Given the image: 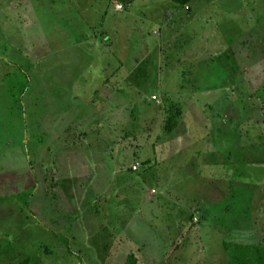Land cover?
<instances>
[{"label":"rangeland","instance_id":"rangeland-1","mask_svg":"<svg viewBox=\"0 0 264 264\" xmlns=\"http://www.w3.org/2000/svg\"><path fill=\"white\" fill-rule=\"evenodd\" d=\"M21 1L0 10V264H18L28 257L32 264H125L131 253L138 255L141 264L155 261L159 264L164 255H170L166 264H229L224 245L234 241L232 238L243 229L242 224L233 225L235 232L222 231L223 238L219 231L211 229L216 221L204 223L200 229L194 225L189 227L191 212L188 215L186 209L197 199L196 188L187 191L181 188L182 182L176 185L174 182L178 180H170L171 177L165 181L157 169L140 176H132L130 171L116 180L147 179L143 190L149 205L144 217L136 220V225L141 221L137 225L139 229H123V243L121 237H110L112 229L110 235L100 231L102 221L109 220L116 210L107 211V215L102 210V217L98 213L99 201L95 202L93 213L86 206L73 231L62 230L61 227L69 224L65 221L58 226L60 232L55 231L57 226L51 219L59 221L60 216L45 218L44 229L38 218L41 211L44 215L51 211V207L42 206L57 198L53 189L58 181L63 179V184L69 187L70 183H64L67 176L58 175L62 161L69 162L66 173L74 172L72 182H82L83 178L75 171L85 170L90 177L88 181L93 180L86 201L99 194L98 168L104 147L98 142L101 136L118 134L120 144L114 153L122 167L128 168L135 155L132 159L127 150L148 148L142 141L145 136H168L170 128L179 120L181 107H187L189 101L211 104L217 98H221L218 103L226 98L228 80L221 77L222 73L217 79L211 74L208 78H196L203 73L193 71V64L187 62L192 55L186 47L196 48L193 34L198 30L203 33V20L197 29L196 23L187 21L192 16L185 11L182 18L166 17L170 24L162 25L165 10L181 8L174 0H138L133 10L127 11L116 10V4L109 0ZM229 1L238 5L236 0ZM247 5L264 10V0H249ZM193 9L194 14L196 6ZM101 28H105L102 33ZM204 32L208 33V39L200 40L201 45L212 48L211 26H206ZM37 58L42 61H36ZM190 72L196 75L190 76ZM216 80L220 95L212 94V83ZM195 83L201 88L197 94L177 93L181 85ZM107 86H119L125 94L109 95ZM100 89L101 94H95ZM74 96L77 100L69 104ZM83 100L87 105L93 103V109L101 117L108 106V120H117L121 127L118 131L115 125L107 126L106 130L72 128L67 133L61 127V131H56L66 134L61 138L66 143L59 142L64 147L52 144L58 150L57 156L44 153L50 143L48 138L39 143L38 123L44 120L47 124L44 127L51 130L53 120ZM127 137L131 139L127 141ZM154 172L159 173V179L152 178ZM153 187L161 193L168 191L169 197L150 199L149 189ZM186 216L188 221L179 225ZM191 217L200 218L195 214ZM256 225L252 227V236L244 238L253 247L264 244V232L260 233L264 226ZM150 227L153 230H148ZM169 243L174 246L170 247Z\"/></svg>","mask_w":264,"mask_h":264},{"label":"crops","instance_id":"crops-1","mask_svg":"<svg viewBox=\"0 0 264 264\" xmlns=\"http://www.w3.org/2000/svg\"><path fill=\"white\" fill-rule=\"evenodd\" d=\"M20 1L0 0V10H6L12 2L18 4ZM137 2L138 0L135 4ZM248 2L249 0H236L235 3L238 5L234 6L229 0L222 2L220 0H193L187 5L179 4L180 10H165L164 21H162V25L165 26L170 24V21H166V17L173 18L176 15V18H182L185 16V11H189L192 16L187 21H193L196 27L199 21L203 20L205 23L203 33L198 30V33L193 34L196 38L193 42L196 48L186 47L188 54L192 55L187 62L193 64L191 66V69L194 68L193 71L200 70L197 73H203L200 76L197 74L196 78H208L213 75V79H217L222 73L221 77L228 80L226 87L228 92L224 95L226 98H222L221 103L217 101L221 98H217L211 104L189 101L187 107L186 105L181 107L182 114L176 127L170 131L168 136L153 138L145 136L142 141L147 143L148 148L127 150V154L133 156L132 159L135 155V159L131 161L128 168L122 167V162L114 153V149L120 144L118 134L115 136L112 134L110 137L101 136L98 142L103 143L104 147L100 152L102 164L99 162L98 168L100 192L91 201L85 200L93 183L92 179L88 181L90 178L86 176L88 172L86 170L75 171V174L81 175L83 180L82 182L77 181L78 183L72 182V179H75L74 172L66 173L69 162L62 161L58 175L64 173L67 176L64 183L70 184L67 188L63 184V179L59 180L57 187L53 189L57 193V198H53L47 205L42 206V208L51 207V211L49 210L45 215L43 211L39 214L41 216L38 217L41 221L40 226L43 229L45 218L49 219L51 215H57L61 217V220L51 219V221L54 220L53 225L57 226L56 230H53L60 232L59 227L64 221L69 223L61 227L64 232L76 230L77 222L81 214H84L86 206L87 211L93 213V209H96L95 202L99 201L98 213L101 212L102 217L104 214L102 210L105 211V215L107 211L116 210L109 220L105 218L102 221L100 231H106L109 234L112 229L111 235L109 234L111 238L121 237L124 228L136 231L140 228L137 225L141 223L139 220L136 225V220L145 215L144 212L149 205L148 195H145L143 190L147 179L142 177L141 181H135L129 178L122 182L116 180L126 176L130 171L132 176H140L152 169L161 172L165 181L171 177L170 180H178L174 182L176 185L182 182L181 188L185 187L187 191L196 188L197 199L186 209L188 215L191 212L189 227L194 225L196 229H200L204 223L216 221L215 224H211V229L219 231L220 237L223 238L222 231L225 234H229V231L235 232L233 225L242 224L243 229L239 233L244 238H250L252 227L257 226L256 224L264 226V111L261 110V108L264 110V10H255L247 5ZM135 4L129 8L125 7L126 11L127 9L133 10ZM195 6L196 11L193 14ZM104 12L106 18L107 10ZM206 26H211L212 29V48H206L200 42V40L208 39V33L204 32ZM101 30L104 32L105 28L100 29L102 33ZM201 46L203 48L199 49ZM37 60L42 61V58H37ZM222 63L227 65L220 66ZM215 64L219 66H214ZM190 73L192 76L193 72ZM193 75H196L195 72ZM58 78H63V76H58ZM212 84L214 85L212 94L220 95L217 90L220 89L219 82L216 80ZM200 89L196 83L192 86L181 85L177 93L181 95L185 93L184 95L189 96L197 94V90L200 92ZM105 90L107 94H114L116 97L125 94L119 86L111 88L107 86ZM95 94H101V89ZM75 100H77L76 96L69 104ZM91 104L87 105L84 100L79 101L76 108L67 110V113L52 121L51 130L44 127L47 126L44 120L38 123L36 136L39 143H42L41 141L45 138H48V143H50L44 153L46 151L48 154L53 153L57 156L55 152L58 150L53 148L52 144H56V147H64L59 142L66 143V140H61L66 134H59L56 131H61V127L65 128L67 133L72 128L81 131L101 127L106 130L107 126L115 125L118 131L121 127L120 123L117 120H108V106L106 108V104L104 105V116L101 117V113L95 111L93 103ZM204 112L209 113L206 115ZM167 137L169 140L165 141ZM130 139L127 137V141ZM110 143L113 144L110 145ZM80 148L86 149L82 146ZM198 148L201 149L196 151ZM42 150L43 148L40 151L43 152ZM135 150L136 153H134ZM63 151L58 153H64ZM54 159L58 160V157ZM137 163L141 164V168L138 172H134L132 167ZM152 178L159 179V173L154 172ZM149 193L150 199H155L157 196L162 199L169 197L168 191L162 190L161 193V190L158 191L154 187L149 189ZM97 197H99L98 200H96ZM169 206L172 208V202ZM119 210L122 212L118 213ZM33 211H35L34 207ZM175 213L176 210L173 209V214ZM194 214L200 217L197 225L193 222L196 218L191 217ZM96 215L99 216V214ZM184 218L185 220L179 221V225H183L189 219L187 216ZM148 230L153 229L150 227ZM120 241L123 243L124 239L121 237ZM169 245L174 246L172 243ZM168 257L164 255L161 262L166 260L164 262L166 264ZM161 262L159 264H163ZM139 264H141L140 259ZM154 264L158 263L155 261Z\"/></svg>","mask_w":264,"mask_h":264},{"label":"trees","instance_id":"trees-1","mask_svg":"<svg viewBox=\"0 0 264 264\" xmlns=\"http://www.w3.org/2000/svg\"><path fill=\"white\" fill-rule=\"evenodd\" d=\"M114 2L115 4H121L127 8L131 7L137 0H109ZM180 5H187L191 3L193 0H174ZM182 114L180 110L179 118ZM177 125V120L170 130L172 131ZM169 129V128H168ZM262 230L260 233H263ZM234 241L226 243L224 245V251L229 256V264H264V244L259 243L258 247H253L249 245L248 242L244 239L242 234L237 233L233 238ZM18 264H32V259L30 257L26 258L22 262ZM125 264H139V259L136 254H129L127 261Z\"/></svg>","mask_w":264,"mask_h":264},{"label":"built area","instance_id":"built-area-1","mask_svg":"<svg viewBox=\"0 0 264 264\" xmlns=\"http://www.w3.org/2000/svg\"><path fill=\"white\" fill-rule=\"evenodd\" d=\"M116 8H117V10H119V11L125 9L124 6L121 5V4H117V5H116ZM155 99H156V98H155ZM140 168H141V164L137 163L136 165H134V166L132 167V170H133L134 172H138V171L140 170ZM194 223H195V224H198V223H199V219L196 218V219L194 220Z\"/></svg>","mask_w":264,"mask_h":264}]
</instances>
